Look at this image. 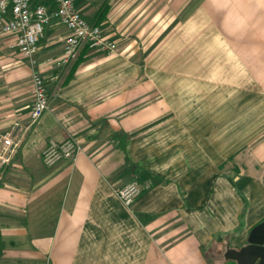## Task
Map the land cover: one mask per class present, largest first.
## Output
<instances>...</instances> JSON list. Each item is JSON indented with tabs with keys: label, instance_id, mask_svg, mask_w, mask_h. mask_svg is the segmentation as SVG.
Segmentation results:
<instances>
[{
	"label": "crops",
	"instance_id": "1",
	"mask_svg": "<svg viewBox=\"0 0 264 264\" xmlns=\"http://www.w3.org/2000/svg\"><path fill=\"white\" fill-rule=\"evenodd\" d=\"M74 2L116 52L85 49L62 63L69 30L57 19L35 66L16 36L0 37V134L16 122L26 128L0 171V264H238L227 250L264 221V138L259 119L257 133L231 135L232 118L244 126L246 117L230 110L249 103L231 107L230 95L264 94V39H227L245 83L226 54L207 55L203 69L192 48H175L180 3ZM34 71L50 108L33 124ZM69 138L82 146L76 160L47 166L48 141ZM132 181L143 189L128 206L117 189Z\"/></svg>",
	"mask_w": 264,
	"mask_h": 264
},
{
	"label": "built area",
	"instance_id": "2",
	"mask_svg": "<svg viewBox=\"0 0 264 264\" xmlns=\"http://www.w3.org/2000/svg\"><path fill=\"white\" fill-rule=\"evenodd\" d=\"M0 0V37L14 35L15 45L36 65L39 41L45 26L53 19L66 25L69 35L65 40V53L61 62L74 63L85 49L107 53L117 51V43L104 31L102 26L90 23L78 10L74 0ZM33 106L30 113L32 123H37L50 108V96L41 72L32 76ZM26 128L20 122L7 132L0 134V171L11 165L22 146ZM82 146L73 138L64 141L51 139L43 150L44 163L53 167L63 160L75 161ZM142 185L132 181L119 189L117 194L128 206L132 205L142 192Z\"/></svg>",
	"mask_w": 264,
	"mask_h": 264
},
{
	"label": "rangeland",
	"instance_id": "3",
	"mask_svg": "<svg viewBox=\"0 0 264 264\" xmlns=\"http://www.w3.org/2000/svg\"><path fill=\"white\" fill-rule=\"evenodd\" d=\"M179 3L182 7L180 18L183 24V39L177 41L175 38V48L177 49V44H181L182 48L188 46L184 54L185 52L189 54L192 48V53L197 56L198 66L203 69L207 65V55L226 54L231 60V71H235L238 76L236 79L240 82H249V77L245 79L241 77L243 70L235 57L237 51H234L232 46H228L227 39L230 38L232 43L238 42V39L243 41V39L254 36H261L264 39V0H165L166 9H177ZM171 43L173 44V41ZM238 47L235 46V48ZM212 64L216 66V62ZM230 98L231 107L244 99L249 103L245 105V110H230V116L245 114L246 117L244 126L235 125L237 120L233 119L235 117L232 118L231 135L239 132L240 135L247 136L249 133H257V120L259 119L262 138H264V94L256 93L255 96L248 93L237 94L231 89ZM247 155L251 158V152ZM250 170H254L253 167H243V172L248 173ZM243 172L241 174H244ZM241 174L235 172L234 175Z\"/></svg>",
	"mask_w": 264,
	"mask_h": 264
},
{
	"label": "water",
	"instance_id": "4",
	"mask_svg": "<svg viewBox=\"0 0 264 264\" xmlns=\"http://www.w3.org/2000/svg\"><path fill=\"white\" fill-rule=\"evenodd\" d=\"M225 256L238 264H264V221L252 228L245 246L229 248Z\"/></svg>",
	"mask_w": 264,
	"mask_h": 264
},
{
	"label": "trees",
	"instance_id": "5",
	"mask_svg": "<svg viewBox=\"0 0 264 264\" xmlns=\"http://www.w3.org/2000/svg\"><path fill=\"white\" fill-rule=\"evenodd\" d=\"M110 7L108 6V5H106V6H104L102 9H105L104 10V12H108V9H109Z\"/></svg>",
	"mask_w": 264,
	"mask_h": 264
}]
</instances>
